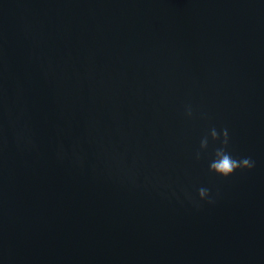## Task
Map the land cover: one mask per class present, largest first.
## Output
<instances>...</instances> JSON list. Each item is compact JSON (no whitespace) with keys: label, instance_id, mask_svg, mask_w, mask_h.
<instances>
[{"label":"water","instance_id":"1","mask_svg":"<svg viewBox=\"0 0 264 264\" xmlns=\"http://www.w3.org/2000/svg\"><path fill=\"white\" fill-rule=\"evenodd\" d=\"M0 264H264V0H0Z\"/></svg>","mask_w":264,"mask_h":264},{"label":"clouds","instance_id":"2","mask_svg":"<svg viewBox=\"0 0 264 264\" xmlns=\"http://www.w3.org/2000/svg\"><path fill=\"white\" fill-rule=\"evenodd\" d=\"M184 115L187 118H193L195 112L191 104H186L184 107ZM202 118H207L203 116ZM209 136L212 142H218L220 146L215 147L212 153V159L209 161L208 170L211 173L223 177L225 179L233 176L238 170L251 171L255 168V161L251 157H241L239 159L235 158L230 151V134L228 129L225 127L219 131L212 127L209 132L205 134L199 145V150L195 153V159L200 160L203 153L207 152L210 146ZM198 197L192 196L191 193L185 192L186 198L197 208L201 207V202H207L209 204H214L216 198L219 196L217 192L216 197H213L212 192L209 188L201 186L198 190Z\"/></svg>","mask_w":264,"mask_h":264}]
</instances>
